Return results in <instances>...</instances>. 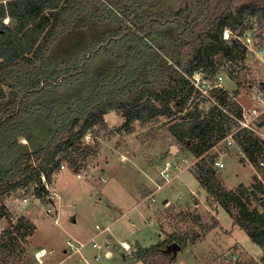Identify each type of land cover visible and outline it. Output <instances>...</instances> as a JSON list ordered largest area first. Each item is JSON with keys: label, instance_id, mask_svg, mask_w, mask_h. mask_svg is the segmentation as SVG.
Instances as JSON below:
<instances>
[{"label": "rangeland", "instance_id": "rangeland-1", "mask_svg": "<svg viewBox=\"0 0 264 264\" xmlns=\"http://www.w3.org/2000/svg\"><path fill=\"white\" fill-rule=\"evenodd\" d=\"M138 1L142 5L137 11L128 18H121L126 24H134L135 16L143 17L146 29L140 34L149 46L144 56L149 64L164 67L184 64L193 47L203 42L205 31L213 27L215 18L222 12L235 10L243 3L264 4V0ZM122 11L109 3L102 4L100 18L93 24L75 28L78 33L71 43L62 37L55 41L46 55L48 65L59 72L67 69L71 72L73 62L83 56L85 48L99 46L101 38L116 30ZM152 19H156L157 24L156 31L150 34L148 25ZM3 22H8V18H3ZM257 24L253 20V27L241 35L228 30V36H237L244 41L247 50L241 52L237 60L222 61L218 71L223 76L221 87L246 107L252 104L248 101L247 88L260 85L264 89V27ZM260 49L263 53L258 51ZM124 55L123 47L116 46L113 53L102 54L91 62L87 76L51 89L48 97L56 98L58 102L53 112L57 121L67 120L73 116L71 112H76H69L66 106L71 97L79 95L82 99H90L102 89L110 92L134 82L137 67L117 73ZM136 73L141 74V71ZM197 101L204 110L212 104L211 98L193 94L186 108L174 118L183 115ZM29 117L28 125L18 133L23 139H19V146L15 147L14 158L20 153L47 146L53 134L55 125L40 111ZM104 121V127L83 137L82 145H89L92 151L81 166L74 171L64 162V168L60 167L51 177L49 187L58 195L57 221L55 215L50 216L44 211L50 204L41 191L39 196L40 184L31 183L2 195L7 215L0 217V236L19 218L29 219L36 226L32 235L14 244L11 254L0 250V254L7 256L6 264H42L39 258L43 256L37 251L44 247L47 252L51 245L65 247L66 240L87 245L91 260L88 262L84 257L85 264H124L125 252L129 253L124 261L126 264H142L134 252L138 246L155 244L173 231L200 230L201 224H213L214 227L202 231L193 244L177 249L171 264H264V250L234 223L237 210L232 208L229 213L222 205L211 203V196L196 176L201 156L219 154L224 166L216 170L215 176L221 186L236 189L243 185L253 192L258 182L264 187V163L258 166L250 163L240 147H228L225 143H218L208 152L196 156L188 151L185 143L172 138L167 129L166 122L169 121L163 116L146 123L134 121L130 132L122 128L124 117L120 110L105 113ZM257 135L264 138V119L257 127ZM184 158L188 163L183 162ZM182 164H189V168ZM7 167L9 163H2L0 171ZM177 167L182 168L178 170ZM166 172L173 177L166 178ZM77 173L81 176L77 177ZM249 206L262 209L252 196ZM106 225L110 226L109 232H101L96 227L105 228ZM107 239L111 242L109 247L115 251V256L109 259L103 255ZM122 241L129 245L128 249L120 245ZM1 242L0 239V246ZM92 243L98 247L92 248ZM19 244L24 251L20 250ZM65 251L73 252L69 248ZM59 253L47 263L60 260ZM166 263V258L158 255L150 264Z\"/></svg>", "mask_w": 264, "mask_h": 264}, {"label": "trees", "instance_id": "trees-1", "mask_svg": "<svg viewBox=\"0 0 264 264\" xmlns=\"http://www.w3.org/2000/svg\"><path fill=\"white\" fill-rule=\"evenodd\" d=\"M104 3L123 10L116 30L101 38L99 46L85 48L83 56L73 62L71 72L69 69L59 72L57 68L50 67L46 55L55 41L62 37L71 43L78 33L75 28L93 24L99 19ZM141 3L138 0L0 2V165L9 163V167L0 171V217L7 215L2 202L4 193L35 183L40 184V196V191H45L41 174L50 181L64 162L76 171L92 151L89 145H82L83 137L96 128L104 127V115L111 110L121 111L124 117L122 128L126 132L131 131L134 121L146 123L159 116L165 117L169 121L166 122L167 129L172 138L185 143L188 151L196 156L208 152L230 129L232 121L225 111L216 105L204 110L199 101L183 115L176 119L174 116L186 108L193 95L189 78L195 72L212 78L218 73L222 61L237 60L240 53L247 50L237 36L224 38V30L241 35L253 27V20L263 28L264 4L243 3L235 10L222 12L215 18L213 27L203 32V42L193 47L184 64L164 67L149 64L144 56L149 46L140 34L146 29L143 17L135 16L134 24H126L123 20L134 14ZM5 17L8 18L6 23L3 22ZM156 24V19L150 21V34L156 31ZM116 46L123 47L125 51L117 73L137 67L136 71H141V74L137 75L135 71L134 82L121 89L113 88L110 92L102 89L90 99H82L79 95L71 97L66 106L69 112H76H71L73 116L69 119L58 122L53 113L58 102L56 98L48 97L49 91L87 76L91 62L102 54L113 53ZM213 94L226 111L240 114L238 103L227 90L217 88ZM38 111L55 125L49 144L14 158L15 147L19 146V139H23L18 133L28 125L29 116ZM234 139L250 163L256 166L264 163V144L259 137L241 129ZM213 157L209 153L199 159L196 176L200 185L211 196V203L222 205L229 213L232 208L237 210L234 223L264 250V187L258 182L253 192L243 185L224 189L215 176ZM251 196L262 206L261 210L249 206ZM35 227L29 219L19 218L17 223L3 230L0 250L11 254L14 244L32 235ZM212 227L213 224H201L200 230L173 231L155 244L138 246L134 250L135 256L144 264H150L156 256L162 255L167 260L166 264H171L175 255L165 250L167 245L176 242L184 248L193 244L202 231ZM19 247L24 251L21 245ZM6 257L0 254V264L7 263Z\"/></svg>", "mask_w": 264, "mask_h": 264}, {"label": "built area", "instance_id": "built-area-1", "mask_svg": "<svg viewBox=\"0 0 264 264\" xmlns=\"http://www.w3.org/2000/svg\"><path fill=\"white\" fill-rule=\"evenodd\" d=\"M228 33L229 32L227 29L224 30V38L228 37ZM246 39L249 41V38H246ZM241 42L246 47L247 44L242 40ZM261 50L262 49L258 51L260 53H263ZM214 79L216 80L214 81ZM222 79H223V76L219 72L215 76H213V80L212 78L205 77V75L202 72H195L189 78L190 84L193 86V94H200L203 96H207L209 100L211 98L212 100L210 101L212 103L211 105H216L219 108H221L223 111H225L229 119L232 121V125L230 129L228 130V132L224 135L223 138H221L216 143H214L210 149H212L218 143H225L228 147H232L234 145L238 146L235 142L234 135L237 134V132L240 131L241 129H245L251 132L252 135L260 138V136L257 135V127L260 124V122L264 119V89H262L260 85L250 86L249 88H247L248 89L247 90L248 101L252 102V104L249 107L244 106L242 102L238 101L235 96H232V94L228 92L231 98L235 100L240 107V114L236 115L234 113L226 111L222 106L219 105L217 99L213 96V94L211 95L212 90L217 89V88H222L220 85V81H222ZM260 139L262 141L264 140V138L262 137ZM187 161L188 160L186 158L183 159V162L188 163ZM64 166L65 165L62 164L60 167L64 168ZM182 166H184V168H189L188 167L189 164H186V165L182 164ZM212 166L216 170L224 166V162L219 158V154L213 157ZM181 168L177 167L178 170ZM178 173H176L175 176H177ZM164 175L168 179L173 177V176L170 177L169 172L164 173ZM80 176H81L80 173H77V177H80ZM40 178H41V183L43 184L44 189H45V191L43 190L41 192L45 194V197L48 200V203L50 204L48 207L44 209V211L46 214L50 216L55 215L54 219L57 221L58 217H57L56 200L58 199L57 198L58 195L55 194L53 190H51L52 187H49V184L51 182L48 181L43 174L40 175ZM23 199L24 201L27 200L26 197H24ZM152 200H154V198H152ZM96 227L100 229V231L109 230L107 227L105 228H100L98 226ZM120 245L125 249H128L129 247V245L125 243L124 241H122ZM82 246H84L82 242L71 241V240H67L66 242V247L73 251H79ZM92 247L97 248L98 245L95 243H92ZM95 259H98V256H95Z\"/></svg>", "mask_w": 264, "mask_h": 264}, {"label": "crops", "instance_id": "crops-1", "mask_svg": "<svg viewBox=\"0 0 264 264\" xmlns=\"http://www.w3.org/2000/svg\"><path fill=\"white\" fill-rule=\"evenodd\" d=\"M74 221L75 220L73 218V222ZM106 227L108 229H110L109 225H106ZM101 232H109V230H102ZM70 236L73 237L74 235H72L70 233ZM159 236H160V232H159ZM75 238H77V237H75ZM77 240H78V238H77ZM159 240H161V239H159ZM66 242H67V240L65 241V247L64 246L63 247H59V245H51L50 249L47 250V252H46V249L44 247H41L40 249H42V250L45 249V252H43V254L39 255V256H43L42 258H39L40 261L42 260V264H85V261L83 260L84 257L87 258L88 262H90L89 260H91L90 259L91 257H90V254L88 253V251L86 250V246L87 245L86 246H82L79 251H73L72 253H69V252L65 251L66 248H67L66 247ZM114 243L115 244H119V243H116L115 240H114ZM110 245H111V242L109 241V239H107L106 242H105V245H104L105 248L103 250V255L107 259L111 258L113 255L115 256V251L113 250V248L109 247ZM132 249H134V248H132ZM59 251H60V253H59ZM57 253H59L58 255H61L60 260L56 261L55 263H52V262L51 263H47V262L51 261V258H53L54 255H57ZM62 254H63V256H62ZM125 254L127 255L129 253L125 252ZM126 255H123V260L124 261L127 260V258H126L127 256ZM124 261L122 263L126 264V262H124ZM140 262L142 264H144L141 260H140Z\"/></svg>", "mask_w": 264, "mask_h": 264}, {"label": "water", "instance_id": "water-1", "mask_svg": "<svg viewBox=\"0 0 264 264\" xmlns=\"http://www.w3.org/2000/svg\"><path fill=\"white\" fill-rule=\"evenodd\" d=\"M263 142V144H264V140L262 141ZM177 249H180V245L179 244H177L176 242H173V243H170L169 245H167V247H166V251L168 252V251H172L173 252V255H175L176 254V252H177Z\"/></svg>", "mask_w": 264, "mask_h": 264}, {"label": "bare ground", "instance_id": "bare-ground-1", "mask_svg": "<svg viewBox=\"0 0 264 264\" xmlns=\"http://www.w3.org/2000/svg\"><path fill=\"white\" fill-rule=\"evenodd\" d=\"M38 252V255H41L43 254L44 250H40V251H37Z\"/></svg>", "mask_w": 264, "mask_h": 264}]
</instances>
